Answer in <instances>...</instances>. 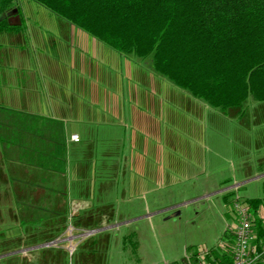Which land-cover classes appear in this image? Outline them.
Listing matches in <instances>:
<instances>
[{"label":"crops","instance_id":"crops-1","mask_svg":"<svg viewBox=\"0 0 264 264\" xmlns=\"http://www.w3.org/2000/svg\"><path fill=\"white\" fill-rule=\"evenodd\" d=\"M38 14L42 19L30 23L25 12L11 11L6 16L11 28L0 30V242L1 228H9L2 225L1 212L15 221L17 210H24L23 218L31 221L46 209H57L68 192V176L74 177L77 193V182H87L73 200L74 215L78 206L91 207L94 184L88 181L97 174L107 176L111 189H121L124 203L136 199L142 204L140 214L102 217L99 222L106 223L92 226L93 231H115L144 218L146 211L155 215L174 209L180 202L149 209L144 195L152 203L166 200L175 193L172 186L185 180L202 184L195 196L182 197L183 204L238 185L220 186L236 179L233 164L241 148L253 153L252 126L208 123L241 116L264 122V107L209 108L155 73L148 60L123 56L66 21L43 20L48 17ZM220 129L230 134L226 142L220 141ZM73 133L77 140L70 138ZM257 134L258 159L264 162V124ZM228 158L232 170L222 176L219 165ZM15 196L25 202L8 204ZM196 251L177 262L190 260Z\"/></svg>","mask_w":264,"mask_h":264},{"label":"trees","instance_id":"trees-1","mask_svg":"<svg viewBox=\"0 0 264 264\" xmlns=\"http://www.w3.org/2000/svg\"><path fill=\"white\" fill-rule=\"evenodd\" d=\"M31 1L123 56L150 57L155 73L209 108L264 101V0ZM15 4L0 0V30L11 28L6 16ZM243 202L263 233L264 219L255 212L264 208V197ZM232 243L227 228L206 246L204 260L230 263Z\"/></svg>","mask_w":264,"mask_h":264},{"label":"rangeland","instance_id":"rangeland-1","mask_svg":"<svg viewBox=\"0 0 264 264\" xmlns=\"http://www.w3.org/2000/svg\"><path fill=\"white\" fill-rule=\"evenodd\" d=\"M16 3L12 7V11L25 12L31 17L30 23H37L42 19L38 16V13H42L48 17L43 20L55 18L59 24H65L63 20L52 13L50 14L31 0H16ZM146 59H150V57ZM257 107H264V101L247 100L243 108L232 107L226 110L232 112L244 109L252 111ZM231 118L228 120L226 118L225 122L222 120V122L208 123V125L218 124L221 128H231L233 125L238 126L240 123H245L252 126L250 151L253 153L246 154V151L241 148L243 152L238 153L239 157L236 163L233 164V161L228 158L226 162L221 161L219 165L221 170L219 174L222 176L232 170L230 164H233L235 169L238 168L236 179L224 181L220 186H227L235 182L238 183L237 186L215 192L208 197L187 200L183 204L181 201L185 199L182 197L195 196L197 191L195 187L197 185L200 187L202 184L193 183L191 179L189 180L191 183L185 180L184 185L175 184L172 186L175 193L168 198L169 200H163V195L161 196L162 200L152 203L149 194L144 195V205L149 209L155 208L159 204L180 202L174 209L155 215H148L146 211L144 218L132 220L128 225L115 231L103 229L93 231L91 230L92 226L98 227L106 223L105 221L99 222L102 217L110 215L115 217L129 212L130 215L140 214L142 213V204L136 199L127 204L124 203L119 195L121 189L115 187L111 189L107 184L109 182L107 176L97 174L93 175L90 182L88 181V183L94 184L92 196L94 200L91 207L78 206V214L74 215L72 214L73 200L78 197V193L86 190L87 182L84 180L77 182L76 185L79 189L77 193L74 187L76 183L74 177L68 176L66 177L68 192L63 195L62 206L57 209H46L44 214H38L37 217L35 215L31 221H25L23 218L24 212L22 211L24 210H17L16 213L19 217L15 221L8 218L10 217L9 212H1L4 218L2 225L7 224L9 228H1L0 264H165L179 261L191 251L202 248V246L215 245L222 232L227 228L232 230L235 224L234 218H231L232 208H229L227 203L232 196H237L241 202L244 198L264 197V176L261 175L264 172V162H261V158L258 159L261 150L258 146L259 136H257L258 126L263 125L264 122L256 120L259 118L258 116ZM238 119H240L239 123ZM219 135L221 142H226L227 136H230L226 130L221 129ZM181 191H183L182 196L178 194ZM155 194L160 196L159 190ZM11 200H15V202L9 201L10 205H16L19 200L22 203L25 202L23 196H15ZM259 211L261 213L255 212V217L264 219V208H260ZM250 212L253 216L251 208ZM90 215L92 221L89 223L87 218ZM95 218L98 219L97 222H95ZM254 222V230L259 242L264 238V227L262 233L261 225H258L260 223ZM256 225H258L257 230ZM87 230L90 232L82 234Z\"/></svg>","mask_w":264,"mask_h":264},{"label":"built area","instance_id":"built-area-1","mask_svg":"<svg viewBox=\"0 0 264 264\" xmlns=\"http://www.w3.org/2000/svg\"><path fill=\"white\" fill-rule=\"evenodd\" d=\"M72 140H77L76 133L70 134ZM231 208L234 213V226L231 230L233 243L231 258L228 264H264V238L257 241V236L252 222L250 209L244 202L234 196L231 200ZM83 232L82 234H87ZM208 253L207 247L197 249L193 264H208L203 256ZM169 264V263H165ZM186 264H192L189 258Z\"/></svg>","mask_w":264,"mask_h":264}]
</instances>
